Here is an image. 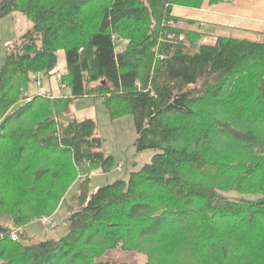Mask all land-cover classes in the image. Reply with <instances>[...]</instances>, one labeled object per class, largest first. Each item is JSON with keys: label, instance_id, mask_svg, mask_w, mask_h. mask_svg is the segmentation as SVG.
Segmentation results:
<instances>
[{"label": "trees", "instance_id": "obj_1", "mask_svg": "<svg viewBox=\"0 0 264 264\" xmlns=\"http://www.w3.org/2000/svg\"><path fill=\"white\" fill-rule=\"evenodd\" d=\"M205 1L0 0V18L31 23L0 68V264H105L114 248L145 264H264V233L249 235L264 225V33L205 43L212 34L176 25L173 7ZM60 49L70 95H29L30 75L53 74ZM79 97L102 98L112 118L130 113L135 150L158 152L92 189L80 167L105 173L113 157L92 119H60ZM62 203L57 240L25 231Z\"/></svg>", "mask_w": 264, "mask_h": 264}, {"label": "rangeland", "instance_id": "obj_2", "mask_svg": "<svg viewBox=\"0 0 264 264\" xmlns=\"http://www.w3.org/2000/svg\"><path fill=\"white\" fill-rule=\"evenodd\" d=\"M173 9V8H172ZM2 15V14H1ZM31 23L22 14L7 15L0 18V68L4 63L7 47L12 46L14 41L24 31L30 28ZM182 26H184L182 24ZM227 34L234 37H242L235 32H227ZM214 37L208 36L205 39V43H213ZM117 50L121 41H117ZM58 63L53 74H49L48 77H44L41 73L31 74V82L28 87V94H44L48 93L51 96H61V94L69 96L70 92L68 87H63L65 84H60V77L65 73V59L64 51L58 50ZM40 82L38 85L37 82ZM92 119L96 124V135L101 138V151L105 156L113 157V165L108 172H102L101 169L82 166L79 169L80 175L89 174L91 177V187L96 189L104 184L113 183L118 179H127L131 171H136L143 165L150 162L151 157L157 153L156 150H145L137 152L134 148V140L136 138V130L133 116L130 113H124L118 117H110L109 110L102 98L99 97H79L72 101L69 106V111L66 114H62L60 119L64 122L72 119ZM78 184H74L68 194L67 198L70 200V196L77 191ZM231 199H237L240 197L253 198L252 196L244 193L230 192L224 193ZM68 213L66 203H62L58 207L57 213L53 217L52 223L55 225H61L63 219ZM32 221L25 226V231L36 238L37 240H57L61 235L67 231V226L56 227L50 224L44 225L37 221ZM253 225V224H252ZM251 225V227H252ZM242 228V227H241ZM244 230L248 232L251 229L250 226L244 227ZM253 230V229H251ZM131 230L129 234H131ZM245 232V233H246ZM264 233V225L259 224L251 234L253 238L250 239L251 243L260 239ZM45 234V235H44ZM248 235V237H249ZM43 236V237H42ZM42 237V238H41ZM146 256L142 253L135 251H128L120 248L109 249L104 252L98 261L105 264H145Z\"/></svg>", "mask_w": 264, "mask_h": 264}, {"label": "crops", "instance_id": "obj_3", "mask_svg": "<svg viewBox=\"0 0 264 264\" xmlns=\"http://www.w3.org/2000/svg\"><path fill=\"white\" fill-rule=\"evenodd\" d=\"M172 15L179 18L177 26L183 24L212 36L235 32L242 36L237 38H243L264 33V0H234L213 5L206 0L200 8L175 6ZM185 20L195 23L188 26Z\"/></svg>", "mask_w": 264, "mask_h": 264}, {"label": "built area", "instance_id": "obj_4", "mask_svg": "<svg viewBox=\"0 0 264 264\" xmlns=\"http://www.w3.org/2000/svg\"><path fill=\"white\" fill-rule=\"evenodd\" d=\"M165 24H166V25H169L170 27H174V26H175V23H174L173 21L165 22ZM173 37H174V35H173L172 33H168V34L166 35V39H168V40L173 39ZM178 40H179V41H180V40H183V36L180 35V36L178 37ZM37 84L39 85L40 82L38 81ZM24 98L26 99V101L29 100V98H27L26 95H25ZM34 221H37V222L42 223V224H44V225H47V224L52 223V221H53V216H40L39 218H36ZM10 238L13 239V240L16 238V233H15V231L11 232Z\"/></svg>", "mask_w": 264, "mask_h": 264}, {"label": "water", "instance_id": "obj_5", "mask_svg": "<svg viewBox=\"0 0 264 264\" xmlns=\"http://www.w3.org/2000/svg\"><path fill=\"white\" fill-rule=\"evenodd\" d=\"M1 14H2V13H1V9H0V16H1Z\"/></svg>", "mask_w": 264, "mask_h": 264}, {"label": "bare ground", "instance_id": "obj_6", "mask_svg": "<svg viewBox=\"0 0 264 264\" xmlns=\"http://www.w3.org/2000/svg\"><path fill=\"white\" fill-rule=\"evenodd\" d=\"M45 76V75H44Z\"/></svg>", "mask_w": 264, "mask_h": 264}]
</instances>
